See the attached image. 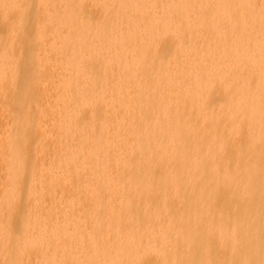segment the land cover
<instances>
[{"label": "bare ground", "instance_id": "obj_1", "mask_svg": "<svg viewBox=\"0 0 264 264\" xmlns=\"http://www.w3.org/2000/svg\"><path fill=\"white\" fill-rule=\"evenodd\" d=\"M0 264H264V0H0Z\"/></svg>", "mask_w": 264, "mask_h": 264}]
</instances>
